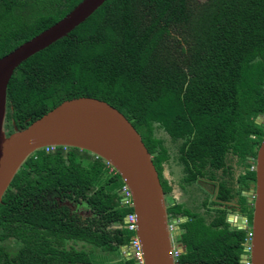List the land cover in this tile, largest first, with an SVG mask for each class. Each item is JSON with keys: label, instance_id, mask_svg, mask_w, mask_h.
Masks as SVG:
<instances>
[{"label": "trees", "instance_id": "obj_1", "mask_svg": "<svg viewBox=\"0 0 264 264\" xmlns=\"http://www.w3.org/2000/svg\"><path fill=\"white\" fill-rule=\"evenodd\" d=\"M82 1L0 0V58ZM82 97L109 104L131 123L164 192L170 186L162 171L173 163L181 168L182 190H200L220 171L232 178L227 158L248 164L264 136V0H106L14 71L6 135ZM246 180L254 182L255 172L239 177L241 190ZM226 182L215 199L234 198ZM123 186L87 152H34L0 204V264H134L117 257L131 237L117 228L133 211L121 206ZM237 196L250 225L252 208L241 191ZM65 202L90 215L82 219ZM215 206L207 199L204 212L183 202L167 207L169 217L185 218L178 225L185 247L179 264H240L246 235Z\"/></svg>", "mask_w": 264, "mask_h": 264}, {"label": "water", "instance_id": "obj_2", "mask_svg": "<svg viewBox=\"0 0 264 264\" xmlns=\"http://www.w3.org/2000/svg\"><path fill=\"white\" fill-rule=\"evenodd\" d=\"M106 0H83L53 26L0 58V204L24 162L48 146L75 148L110 164L131 193L137 238L144 264H175L172 240L179 233L169 230L165 194L158 173L141 136L115 108L94 98H76L41 116L26 128L6 135V89L14 71L34 54L44 50L87 20ZM258 116L256 124H261ZM252 161V159H251ZM255 181L244 193L252 208V220L228 215L227 222L246 235L240 264H264V136L258 147ZM121 191V190H119ZM121 200L123 196L119 193ZM63 205L71 206L65 202ZM183 253L185 248L177 246Z\"/></svg>", "mask_w": 264, "mask_h": 264}, {"label": "flooded vegetation", "instance_id": "obj_3", "mask_svg": "<svg viewBox=\"0 0 264 264\" xmlns=\"http://www.w3.org/2000/svg\"><path fill=\"white\" fill-rule=\"evenodd\" d=\"M230 158L235 160V162L233 164L226 163L227 166L230 167V170L232 172V175H231L232 178L225 177L223 175L222 171H220V172H218V176L216 177L215 181L208 180L207 178L204 179L203 181H201V183H199V188L202 191L201 193L203 194V198L200 201H198L197 205L195 204V207H190L185 202H183V203L185 205H187L189 208L193 209V210L204 212V209L202 208V203L204 201H207V199H209L210 201L214 200V201H216V204H218V206L214 207L215 209H224V210L229 211L230 214H232V215H241L242 217H245L242 214V206H241V204L239 202V198L237 196V192L241 191V196L244 197V193H248L251 190L250 189V183H252V181L246 180V182L249 185L248 189L241 190V185L239 184L238 180H239V177L241 175L245 174L246 170L249 169V171H251V172L255 170L254 160L251 161V159H249V163L248 164H242V163L239 162V160L237 158H235L233 156H230ZM173 165L176 167V170H178V173H176L177 172L176 170H173V171H170L171 175L173 173V176H177L178 179L173 178V177H169L168 178V177L165 176V173L168 170V168H170V166L169 167L165 166L163 168V171H162L163 178L167 181L168 185L170 186V191L169 192L166 193V192L163 191L164 194H165V201H166V198L172 200V202H170L169 204L166 203L167 207L175 205V204H178V203H182V202H179L180 201L179 198H180L181 194H180L179 191H176L177 187L180 188V190L182 191L183 194L187 193L188 189H189V188H187L186 190H182L181 187L183 186V183H182V179H181L182 178L181 168L176 163H173ZM248 165H251V166H248ZM224 180H227L226 183L228 184L229 188L231 189V191H232V193L234 195V198L231 201H222V200L215 199V197L217 196V191L219 189V185L221 183H223ZM161 186H162V184H161ZM181 199L184 200V195L181 197ZM246 202H247V198H246ZM249 206L251 207L250 204H249ZM208 207L212 208L210 202L208 203ZM80 208H83V207L79 206V205H76V204H73V205H71L69 207V211L71 213H73V214L75 213V214L79 215L82 219H85L86 217H88L90 215L89 213H88L89 215H87V212H85L84 209H80ZM168 219H169V221H176L177 223L185 221V218L175 219V218L169 217V215H168ZM227 219H228V217H227ZM246 220H247V218H246ZM123 222H124V220H123ZM246 225L249 226L248 220H247ZM174 227L177 228L176 231L179 233V235L176 236L177 239H178V237L180 236V230H179L178 225L175 224ZM230 227L233 228V229H236L232 225H230ZM113 228H116V227H113ZM117 228L118 229H121V228L124 229V224H122L120 226H117ZM128 244H129V242H128ZM177 246L184 247L178 241H177ZM129 251H130V249L128 248V245L123 246V247L120 248V254L117 257L124 258V259L128 260L130 258Z\"/></svg>", "mask_w": 264, "mask_h": 264}, {"label": "built area", "instance_id": "obj_4", "mask_svg": "<svg viewBox=\"0 0 264 264\" xmlns=\"http://www.w3.org/2000/svg\"><path fill=\"white\" fill-rule=\"evenodd\" d=\"M56 149V147L54 146H48L43 148L45 153H50L53 152ZM63 152L67 151V148L62 147ZM106 168L108 170L109 173L111 174H116V170L108 163H106ZM121 195L124 197L123 200H120L121 206H126L128 208L132 209V201H131V193L130 191L123 186L121 188ZM124 229L127 233H129L131 235L130 240H129V244H128V248L130 249L129 253H130V258L128 260H132L134 262V264H144L143 262V253H142V245L139 241V239L137 238V223H136V217L132 211V213L127 214L124 218ZM176 224V221H171V223H169V230L171 232H173L175 230L174 225ZM246 241V240H245ZM172 244H173V251H172V258H173V262L175 264H179L178 259L179 256L181 255V252L178 250L177 248V241L172 240ZM245 264H250L249 260H247L245 262Z\"/></svg>", "mask_w": 264, "mask_h": 264}, {"label": "rangeland", "instance_id": "obj_5", "mask_svg": "<svg viewBox=\"0 0 264 264\" xmlns=\"http://www.w3.org/2000/svg\"><path fill=\"white\" fill-rule=\"evenodd\" d=\"M260 123H262V121L260 122ZM259 125V124H258ZM174 150V149H173ZM175 152V151H174ZM235 162V160H233L232 158H230V157H228L227 158V163H229V164H233ZM173 170H176V167L174 166V165H171V167L170 168H168V170L166 171V173H165V176L166 177H173V178H176V179H178V177L177 176H173V173H172V175H171V172L170 171H173ZM177 172L176 173H178V170H176ZM204 188V187H203ZM176 191H179L180 192V194H181V196H180V198H179V202H185L188 206H190V207H195V204L197 205V203H198V201H200L202 198H203V194L201 193L202 191L201 190H199L198 189V187L197 186H194V187H190L189 189H188V192L187 193H182V191L180 190V188H178L177 187V190ZM178 192V193H179ZM184 195V200L183 199H181V197ZM195 203H194V202ZM170 202H172V200L171 199H167L166 198V203L167 204H169ZM74 207V206H73ZM80 209H85L84 208V206H83V208H80ZM85 212H87V215H89L88 214V211H85Z\"/></svg>", "mask_w": 264, "mask_h": 264}, {"label": "clouds", "instance_id": "obj_6", "mask_svg": "<svg viewBox=\"0 0 264 264\" xmlns=\"http://www.w3.org/2000/svg\"><path fill=\"white\" fill-rule=\"evenodd\" d=\"M120 190H121V189H120ZM119 192H120V191H119ZM120 197H121V196H120ZM169 223H171V221H170ZM176 225H179V223L176 222ZM175 228H176V227H175ZM174 231H175V230H174ZM174 231H173V232H174Z\"/></svg>", "mask_w": 264, "mask_h": 264}, {"label": "crops", "instance_id": "obj_7", "mask_svg": "<svg viewBox=\"0 0 264 264\" xmlns=\"http://www.w3.org/2000/svg\"><path fill=\"white\" fill-rule=\"evenodd\" d=\"M120 193V192H119Z\"/></svg>", "mask_w": 264, "mask_h": 264}]
</instances>
